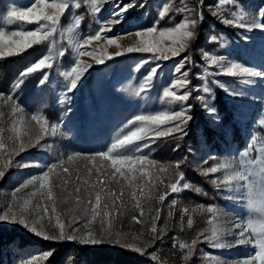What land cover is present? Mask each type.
Masks as SVG:
<instances>
[{"label":"rangeland","instance_id":"1","mask_svg":"<svg viewBox=\"0 0 264 264\" xmlns=\"http://www.w3.org/2000/svg\"><path fill=\"white\" fill-rule=\"evenodd\" d=\"M7 55L18 58L0 87V228L264 264V0H0ZM225 109L240 147L151 156L192 116L226 133ZM207 190L219 201L200 200ZM31 251L14 264H43Z\"/></svg>","mask_w":264,"mask_h":264},{"label":"trees","instance_id":"2","mask_svg":"<svg viewBox=\"0 0 264 264\" xmlns=\"http://www.w3.org/2000/svg\"><path fill=\"white\" fill-rule=\"evenodd\" d=\"M225 48L227 51L231 45ZM190 49L193 52L196 50L192 47ZM236 52L243 53L235 46L231 49V55ZM17 58L16 55L0 57V87L7 81ZM168 66L171 67V62L167 65L164 64L163 70H167ZM164 76L162 81L165 79ZM209 89L212 97L211 106L216 107L219 112L223 111L224 108L221 107H224V103L223 100H220L222 91L216 86H210ZM224 114L225 118L221 121V126L226 130V133L215 129L204 117L195 118L192 116L188 120L189 124L186 123L178 132H173L171 137L163 139L162 144L155 152L151 153V156L156 160H174L176 157L188 158L192 154L190 150H196L201 154H213V156L228 154L227 152L232 150L234 144L241 146L243 134L241 123L235 120L231 111L225 109ZM61 119L66 120L65 115H62ZM188 171L194 176L190 172V168L186 169L187 173ZM195 181L199 180L195 179ZM203 184L208 186L205 181ZM212 193L213 191L207 190L206 193L200 192L198 195L202 201L218 202L219 198ZM254 213L258 218L264 220V213H260L259 209ZM158 247L159 256H156L149 248L139 251L129 246L83 245L76 240L65 239L42 240L17 229L0 228V264H14V261L31 250V252H47L43 264H182L180 255L177 252H172L169 242L168 244L160 243Z\"/></svg>","mask_w":264,"mask_h":264}]
</instances>
